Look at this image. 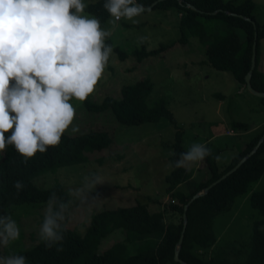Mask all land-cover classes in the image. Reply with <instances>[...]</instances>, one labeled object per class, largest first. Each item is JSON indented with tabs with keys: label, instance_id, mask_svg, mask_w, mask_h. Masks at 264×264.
Returning a JSON list of instances; mask_svg holds the SVG:
<instances>
[{
	"label": "rangeland",
	"instance_id": "obj_1",
	"mask_svg": "<svg viewBox=\"0 0 264 264\" xmlns=\"http://www.w3.org/2000/svg\"><path fill=\"white\" fill-rule=\"evenodd\" d=\"M94 1L85 0L86 4ZM243 1L234 0L237 4ZM253 2L256 6L255 18L263 23L264 0ZM110 19L103 23L102 28L112 32L107 40L113 48V54L95 92L91 94L93 101L100 102L106 95L119 98L122 85L148 78L152 90L146 98L147 103L151 105L162 98L182 131L184 148L188 151L194 143L219 148L217 156L221 157V162L217 164L220 167L230 162L243 141L262 131L263 102L249 92L245 84L238 82L230 71L215 69L207 62L205 51L211 42L210 37L202 42L194 32L189 31L185 44L178 41L180 13L176 7L144 10L134 18L138 23L125 19L109 23ZM198 21L207 33L219 30L221 23L219 19L202 14L198 16ZM140 37H144L143 42ZM142 43L146 50L158 49L161 45L168 47L155 55L137 60L133 52ZM116 49L125 52L123 59L118 56ZM258 69L264 74V37L258 46ZM70 102L76 108L73 123L79 131L72 132L70 128L66 134L75 135L104 127L110 131L113 144L89 154L87 162L62 166L33 177V184L42 188L60 183L69 195L70 190L83 187L86 176L103 178V183L91 192L92 196L98 197L95 201L82 204L70 195L68 201H72V204L65 213L63 225L82 234L91 215L104 209L137 203L145 204L150 212L166 209L171 196L167 192L165 194V176L171 169L169 144L173 139L175 125L165 118L157 122L125 125L117 122L110 110L93 113L87 111L78 100ZM234 121L245 122L249 125L248 129L252 130L244 134L246 130L235 128ZM183 168L188 177L191 176L188 172L191 170L192 182L208 176L202 161L193 164L188 170ZM183 185L185 183L178 186ZM262 188L264 171L251 184L247 193L235 197L229 209L216 215L213 222L215 244L205 250L199 249L200 255L203 254L206 259L213 257L216 262L223 264H244L253 222L261 218L249 203V193ZM46 207V202H26L13 205L7 210L6 216H11L20 229V238L6 247H0V256H10L12 252L32 245L19 243L27 228L39 235ZM261 229L264 231V225ZM36 240H39V236ZM135 243L131 244L133 248ZM109 246L110 240H104L99 250L103 251ZM160 264L177 263L161 260Z\"/></svg>",
	"mask_w": 264,
	"mask_h": 264
},
{
	"label": "trees",
	"instance_id": "obj_2",
	"mask_svg": "<svg viewBox=\"0 0 264 264\" xmlns=\"http://www.w3.org/2000/svg\"><path fill=\"white\" fill-rule=\"evenodd\" d=\"M154 1L156 0H137L142 6H149ZM182 2L190 3L201 11L186 7L177 0L157 2L151 9L176 7L180 13L178 41L185 44L189 31L194 32L202 42L209 36L211 42L206 46L205 51L207 62L215 69L230 71L242 84L250 68L254 31L257 32L256 66L252 73L251 84L255 90L264 92V74L258 69V46L260 39L264 37V22L260 23L256 20V6L253 0H244L238 4L234 0H182ZM104 3L105 0H95L87 4L85 10L100 20L101 27L110 17L104 8ZM215 10L219 11L211 14ZM225 11L250 18L255 22V28L251 21ZM201 14L221 20L219 30L207 33L205 28L199 25L198 16ZM106 43L110 44L108 40ZM167 47L168 45H161L158 49L146 50L142 43L133 54L137 60H141L164 51ZM116 52L120 58L125 57V52L118 49ZM151 90V81L143 78L134 83L122 85L119 98L106 95L100 102H95L90 95L82 104L87 111L93 113L110 110L115 120L125 125L157 122L161 118L175 125L173 139L169 144L171 152L174 151L175 155L168 157L171 169L165 176L167 185L165 194L167 192L171 196L166 203L167 210L150 212L142 203L104 209L91 215L90 222L82 234L62 225L64 241L61 252H57L55 247L46 248L39 239L27 248L12 252L11 255L26 256L27 264H160L161 260L175 262L173 255L183 227L184 205L195 193L220 178L251 151L264 133V128L233 155L224 167L218 166L215 159L220 149L205 144L212 152L211 156L202 161L207 168L208 176L197 182L190 181L183 186H178L188 177L183 167L176 166L179 154L187 152L183 146L182 131L162 98L151 105L147 103L146 98ZM259 98L264 103V98ZM233 126L239 130L249 128V125L242 121H234ZM8 134L6 133V136ZM111 144H113V137L104 127L75 135L65 133L58 147H49L44 154L38 152L26 164L22 162L24 158L12 146H8L0 158V216H6L7 210L16 204L47 203L52 193L68 201L69 192L62 184L56 183L49 188H42L33 184V177L41 172L55 171L62 166L87 162L90 158L89 154L106 149ZM263 153L264 141L256 152L234 172L189 204L186 210L187 223L179 252L183 261L189 264H223L216 262L213 257L204 258L198 250L211 248L215 244L213 222L216 215L229 209L234 198L247 193L251 184L259 179L264 171ZM182 172L183 175H181ZM188 172L191 174L190 171ZM17 180L23 182L22 190L18 191L14 187ZM249 203L258 211L261 218L253 222L249 251L244 264H264V231L261 229L264 225V188L251 191ZM166 211L170 212L168 219ZM104 240H110V246L100 251V244ZM134 243L135 248L131 246Z\"/></svg>",
	"mask_w": 264,
	"mask_h": 264
},
{
	"label": "clouds",
	"instance_id": "obj_3",
	"mask_svg": "<svg viewBox=\"0 0 264 264\" xmlns=\"http://www.w3.org/2000/svg\"><path fill=\"white\" fill-rule=\"evenodd\" d=\"M86 8L85 0H0V155L12 146L26 164L38 152L58 147L70 128L79 131L70 101L84 102L95 92L113 54L106 43L111 30ZM104 8L109 23H138L134 18L144 11L137 0H105ZM211 155L205 144L194 143L179 154L176 166L190 168ZM215 159L221 162L220 156ZM102 183L100 176H86L70 195L90 203L98 199L92 190ZM14 187L19 191L24 184L17 180ZM71 204L55 193L49 196L39 228L46 248L63 251L62 225ZM19 238L16 221L0 216V247ZM0 264H27V257L0 256Z\"/></svg>",
	"mask_w": 264,
	"mask_h": 264
},
{
	"label": "water",
	"instance_id": "obj_4",
	"mask_svg": "<svg viewBox=\"0 0 264 264\" xmlns=\"http://www.w3.org/2000/svg\"><path fill=\"white\" fill-rule=\"evenodd\" d=\"M160 1H163V0H156L153 3H151V5H149V6H143V8H144V10L151 9L157 2H160ZM177 1L180 2L181 4L183 3L186 7H189L191 9H194V10H196L198 12L201 11V10L197 9L195 6H193L190 3L182 2V0H177ZM219 10H221V9H219ZM219 10L212 11L211 14H215ZM225 12L228 13V14H233V15H236V16H239V17H242L244 19H247V20L251 21L253 23V25H254V28H255V22L253 20H251L250 18H248L246 16H243L241 14H238V13H231L229 11H225ZM256 37H257V32L254 31V39H253V42H252V53H251L250 68H249L248 72L244 76V84H245L246 88L248 89V91L251 92L253 95H255L257 97L264 98V92L255 90L252 87V84H251L252 73H253V70H254V68L256 66V44H257ZM263 141H264V133L261 135V137L259 138L258 142L251 149V151H249L246 155H244L235 166H233L230 170H228L223 175H221L220 178H218L215 181H213L210 185L204 187L201 191L195 193L190 198V200L184 205V207H183V214H182L183 227H182V230H181V233H180V237H179V239L177 241V244H176V247H175V250H174V255H173V259H174L175 262H177L179 264H189V263L183 261L180 258V256H179L180 248H181L182 241H183V237H184V230H185V226H186V223H187L186 210H187L189 204L194 199H196L197 197H199L200 195L206 193L209 190L210 187H212L213 185L217 184L223 178H225L226 176H228L229 174H231L232 172H234L246 159H248L252 154H254L256 152V150L258 149V147L260 146V144Z\"/></svg>",
	"mask_w": 264,
	"mask_h": 264
},
{
	"label": "crops",
	"instance_id": "obj_5",
	"mask_svg": "<svg viewBox=\"0 0 264 264\" xmlns=\"http://www.w3.org/2000/svg\"><path fill=\"white\" fill-rule=\"evenodd\" d=\"M263 72V71H262ZM264 104V103H263ZM252 129H248V130H246V131H243L244 132V134L246 133V132H250ZM250 140V138H247L245 141H243V144L241 145V148H239L238 150H237V152H239L243 147H244V145L248 142ZM236 152V153H237ZM235 153V154H236ZM198 168V167H197ZM189 168H187V170H188ZM189 171H191V170H189ZM192 172H191V176H189V177H187L186 179V181L185 182H183V183H188V182H190L191 181V178H192ZM176 185H178V183L176 184ZM169 216H170V212H167V214H166V218L168 219L169 218ZM38 219H39V217H38ZM26 231H27V233H26ZM25 231V235L23 236V238L21 239V242L19 243V244H23V245H30V243H33V242H35V241H37L36 239L38 238V236L39 235H36V233H34V231L31 229V230H29L28 228H27V230Z\"/></svg>",
	"mask_w": 264,
	"mask_h": 264
}]
</instances>
